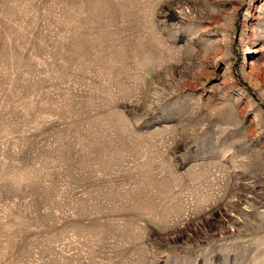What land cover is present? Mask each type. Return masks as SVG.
I'll list each match as a JSON object with an SVG mask.
<instances>
[{
  "label": "rangeland",
  "instance_id": "1",
  "mask_svg": "<svg viewBox=\"0 0 264 264\" xmlns=\"http://www.w3.org/2000/svg\"><path fill=\"white\" fill-rule=\"evenodd\" d=\"M0 264H264V0H0Z\"/></svg>",
  "mask_w": 264,
  "mask_h": 264
}]
</instances>
